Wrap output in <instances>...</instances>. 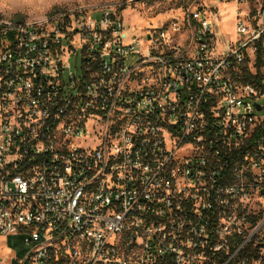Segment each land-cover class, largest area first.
Returning <instances> with one entry per match:
<instances>
[{"label":"built area","instance_id":"built-area-1","mask_svg":"<svg viewBox=\"0 0 264 264\" xmlns=\"http://www.w3.org/2000/svg\"><path fill=\"white\" fill-rule=\"evenodd\" d=\"M208 1L0 14V264H264V0Z\"/></svg>","mask_w":264,"mask_h":264},{"label":"rangeland","instance_id":"rangeland-1","mask_svg":"<svg viewBox=\"0 0 264 264\" xmlns=\"http://www.w3.org/2000/svg\"><path fill=\"white\" fill-rule=\"evenodd\" d=\"M192 0H0V14L37 19L47 14L61 10L85 8L89 13L102 8H113L123 15L131 28L139 29L151 21H165L180 16V9L190 4ZM248 0L243 4L234 0H209L208 4L218 9L219 31L227 42H235L238 38L237 15L239 10L245 9ZM245 3V4H244ZM252 6L259 3L252 2ZM4 247L8 248V251ZM26 246L21 237L8 236L0 239V258L8 254L23 257ZM11 258V257H10ZM8 264H17L9 261Z\"/></svg>","mask_w":264,"mask_h":264},{"label":"crops","instance_id":"crops-1","mask_svg":"<svg viewBox=\"0 0 264 264\" xmlns=\"http://www.w3.org/2000/svg\"><path fill=\"white\" fill-rule=\"evenodd\" d=\"M0 239H4L3 237H0ZM6 249V251H8V248L7 247H4Z\"/></svg>","mask_w":264,"mask_h":264},{"label":"water","instance_id":"water-1","mask_svg":"<svg viewBox=\"0 0 264 264\" xmlns=\"http://www.w3.org/2000/svg\"><path fill=\"white\" fill-rule=\"evenodd\" d=\"M260 108V107H259Z\"/></svg>","mask_w":264,"mask_h":264}]
</instances>
